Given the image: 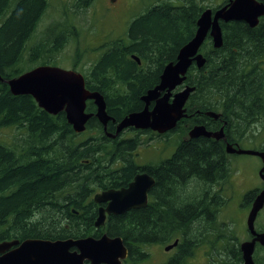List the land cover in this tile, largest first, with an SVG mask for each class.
Returning a JSON list of instances; mask_svg holds the SVG:
<instances>
[{
	"label": "trees",
	"instance_id": "trees-1",
	"mask_svg": "<svg viewBox=\"0 0 264 264\" xmlns=\"http://www.w3.org/2000/svg\"><path fill=\"white\" fill-rule=\"evenodd\" d=\"M93 1L75 0L74 7L83 10ZM151 1L131 20L123 37L102 45V54L82 73L85 88L103 96L106 112L114 120L106 131L94 117L96 107L91 101L86 112L92 118L85 132L76 134L63 112L49 115L30 96H13L0 82V131L13 132L11 144L0 141V242L98 238L106 233L121 238L130 262L140 264L147 259V247L177 240L174 254L163 264H189L193 251L212 235L213 250L218 241L224 242L228 246L224 250L233 252L230 264H242L232 231L216 227L223 200L217 188L231 169L224 143L184 136L195 125L212 132L223 127L231 145L264 120V17L253 29L241 22L220 23L223 44L219 49L207 36L199 50L206 59L204 66L197 69L193 64L184 82L194 87L185 105L187 117L174 130L161 135L127 129L109 138L107 134H114L123 118L143 109L141 97L159 84L164 67L174 63L179 50L194 37L201 13L212 7L206 2L214 0ZM227 3L222 0L216 7ZM47 6L48 0H0V76L4 81L37 62H55L66 43V33L61 32L49 50L42 43L27 48ZM207 112L218 114L219 119L207 117ZM172 136L178 139L169 158L145 166L135 162L139 147L157 139L168 143ZM141 172L155 179L150 216L144 208L131 210L108 217L105 226L96 229L98 208L92 195L125 188ZM210 185L214 187V227L206 230ZM253 193H245L243 203ZM224 256L209 253L208 264H228ZM254 259L261 264L263 256L256 253Z\"/></svg>",
	"mask_w": 264,
	"mask_h": 264
},
{
	"label": "water",
	"instance_id": "water-1",
	"mask_svg": "<svg viewBox=\"0 0 264 264\" xmlns=\"http://www.w3.org/2000/svg\"><path fill=\"white\" fill-rule=\"evenodd\" d=\"M262 17L264 4L257 0H228L224 6L205 9L196 23L194 37L179 50L176 61L164 67L159 84L141 97L143 109L127 115L116 125L115 133L107 136L115 138L127 129L151 131L161 135L174 130L177 123L187 117L185 105L194 87L184 85V82L193 64L197 69L204 66L206 59L199 50L207 36L211 39L213 48L219 49L223 44L220 23L241 22L253 29ZM133 58L137 59L135 56ZM0 82L8 86L13 96H30L49 115L56 116L63 112L68 125L76 134L85 132L86 124L92 118L86 112L88 101L93 102L96 107L94 117L104 131L109 122H114L106 112L103 96L98 92L88 91L83 75L76 71L41 65L6 81L0 76ZM205 115L213 120L219 119V115L213 112ZM201 137L217 141L224 137L223 127L210 132L204 125H195L188 132L189 139ZM225 152L229 155L259 157L262 166L258 174L264 183V152L233 148L230 144L225 145ZM154 185L155 179L141 172L125 188L95 193L92 201L97 204L98 212L94 227L101 228L107 214L118 216L145 208L148 192ZM263 207L264 190L255 197L246 218L247 231L253 238L239 246L243 264H255V245L264 247V233H257L254 229L256 216ZM177 244L176 240L164 250H173ZM127 257L128 250L122 239L109 237L106 233L99 238L0 242V264H126Z\"/></svg>",
	"mask_w": 264,
	"mask_h": 264
},
{
	"label": "rangeland",
	"instance_id": "rangeland-1",
	"mask_svg": "<svg viewBox=\"0 0 264 264\" xmlns=\"http://www.w3.org/2000/svg\"><path fill=\"white\" fill-rule=\"evenodd\" d=\"M221 1H207L206 6H212L215 9ZM151 2V0H94L88 8L77 10L74 7L75 0H48L47 9L38 22L33 36L27 43V48L42 43L46 50H49L55 37L61 32H65L66 43L56 54L55 62L48 64L63 70H75L82 74L102 54V45L123 37L131 20L143 13ZM212 7L208 8L211 9ZM77 54H79V58ZM46 55L49 56L50 53L47 52ZM41 64V61L37 62L28 67V70ZM130 135L131 133L127 134V136ZM187 137L188 132L184 138ZM177 139L178 136H172L168 143L163 139H157L146 146L139 147L136 151L135 162L138 165L145 166L147 164H157L169 158L174 151L173 143ZM0 141L11 144L13 142L12 130H1ZM263 144L264 120L251 127L241 144V148L259 150ZM228 160L231 167L229 177L221 187L217 188L218 191L222 192V196L224 194L217 215V226L220 227L225 222L236 238L234 245L240 246L249 237L245 226L249 207L241 206L242 195L263 184L258 174L262 162L259 157L244 155H228ZM158 210L162 212V209ZM257 223L258 226L256 225L255 228L264 232V208ZM216 244L217 246L213 251L208 246H199L193 251L188 263L208 264L209 253L220 252L221 256L225 254L224 258L230 264L233 252L224 250V248L228 249L224 242L218 241ZM165 247L160 245L147 247V259L140 264L165 263L175 252V250L166 252ZM257 255L259 257L263 256L261 264H264V252L258 251Z\"/></svg>",
	"mask_w": 264,
	"mask_h": 264
},
{
	"label": "flooded vegetation",
	"instance_id": "flooded-vegetation-1",
	"mask_svg": "<svg viewBox=\"0 0 264 264\" xmlns=\"http://www.w3.org/2000/svg\"><path fill=\"white\" fill-rule=\"evenodd\" d=\"M250 129H251V127L248 129V131H250ZM247 131V132H248ZM210 132H212V131H210ZM214 132H216V131H214ZM210 139H212V138H210ZM212 140H214V139H212ZM218 142H221V143H224V146H223V149H224V151H225V145L226 144H229V143H227L226 142V139L223 137V138H221V139H219V140H217ZM244 141V139H242V141H234V142H232V147L233 148H239V149H242L241 148V144H242V142ZM222 145V144H221ZM264 146V144L260 147V149L258 150V151H261V149H262V147ZM264 150V149H263ZM262 152H264V151H262ZM226 153V152H225ZM227 154V153H226ZM227 155H229V154H227ZM233 156H239V155H235V154H232ZM162 161H164V160H162ZM161 162V161H160ZM159 163V162H158ZM147 165H150V164H147ZM144 173H146V172H144ZM148 174V173H147ZM151 176V175H150ZM263 183V182H262ZM155 186V185H154ZM154 188V187H153ZM152 188V189H153ZM152 189L148 192V202H147V205H146V207L144 208V210L146 211V213H147V215L148 216H150V213L152 212V207H150L149 205H150V203L152 202ZM213 189H214V187L212 186V185H210L209 187H208V190H207V192L209 193V197H208V205H207V207H206V214H207V218H206V222H205V224L203 225V228H205L206 230H212V228L214 227V224H213V222H212V210H213V201H214V199H213ZM262 190H264V183L263 184H261L259 187L257 186V187H255L254 189H251L250 191H253L254 193H253V195H252V197L246 202V203H243V201L241 202V206H247V204H250L249 206H247V207H249V210H250V208H251V206H252V203H253V201H254V199H255V197L260 193V191H262ZM247 192H249V191H247ZM246 192V193H247ZM221 194V196H222V192L220 193ZM245 195V193L242 195V200H243V196ZM223 199H224V194H223ZM96 206H97V204H96ZM106 206V204H104L103 205V207H105ZM97 208H98V206H97ZM264 208V207H263ZM98 210V209H97ZM249 210H248V212H249ZM263 210V209H262ZM262 210L257 214V216H256V219H255V222H254V229H255V231L257 232V233H264V232H262V231H259V230H257L255 227H257L258 225V223H257V220H258V218H259V216H260V214H261V212H262ZM202 211V210H201ZM248 215V214H247ZM111 216H113V215H106V219H105V223H106V220H107V218L108 217H111ZM105 223H104V225L102 226V227H104L105 226ZM182 223H179L178 224V227H180V225H181ZM257 225V226H256ZM245 226L247 227V225H246V223H245ZM192 227V226H191ZM194 227V226H193ZM202 227V226H201ZM216 227H218V226H216ZM220 227H229L225 222H223L222 223V225L220 226ZM233 227V226H232ZM202 228V229H203ZM246 230H247V228H246ZM248 232V231H247ZM102 234H104V233H102ZM248 234H249V232H248ZM99 238V237H98ZM252 236L249 234V237H248V240L247 241H251L252 240ZM13 241H16V240H13ZM205 246H208L209 247V249L210 250H213V239H212V235H209V236H207V238H206V243H205ZM239 246V245H238ZM259 248H263L264 249V247H261V246H259V244H256L255 245V251H254V254H253V260H254V263H255V259H254V255L256 254V253H258V251H259ZM240 249V248H239ZM240 251V250H239ZM240 254H241V256H240V258H241V263L243 264V261H242V253H241V251H240ZM125 263L126 264H129L130 263V260H129V258L127 257V259L125 260ZM132 263V262H131ZM133 264V263H132ZM256 264V263H255Z\"/></svg>",
	"mask_w": 264,
	"mask_h": 264
}]
</instances>
